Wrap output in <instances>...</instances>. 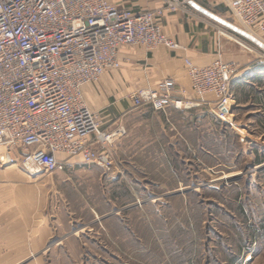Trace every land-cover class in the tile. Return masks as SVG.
I'll return each instance as SVG.
<instances>
[{"label": "built area", "instance_id": "1", "mask_svg": "<svg viewBox=\"0 0 264 264\" xmlns=\"http://www.w3.org/2000/svg\"><path fill=\"white\" fill-rule=\"evenodd\" d=\"M223 2L231 22L264 44V0ZM189 4L164 0L160 8L135 10L109 0H0V165L17 164L36 177L63 171L80 157L116 177L112 148L128 131L123 125L103 128L101 115L87 102L86 87L121 68L123 46L183 49L165 33L159 17ZM185 65L192 92L166 78L158 87L132 92L133 104L164 113L207 104L238 134L232 85L240 66L222 52L207 65L190 58Z\"/></svg>", "mask_w": 264, "mask_h": 264}, {"label": "rangeland", "instance_id": "2", "mask_svg": "<svg viewBox=\"0 0 264 264\" xmlns=\"http://www.w3.org/2000/svg\"><path fill=\"white\" fill-rule=\"evenodd\" d=\"M223 33L220 52L224 57L231 53L230 46L250 54L264 53L260 39L258 45L235 32ZM136 115L134 136L124 141L129 149L118 154L116 146L112 148L120 168L117 175L120 182L109 181L113 178L108 177L102 167L99 170L84 166L42 173L34 178L38 202L35 212L40 217L67 214L75 218L72 221L75 230L67 236H52L45 250L30 252L29 260L35 261L42 253L48 257L51 244L76 234L78 240L86 242L81 258L87 259V264H232V261L233 264H264V167L253 166L246 170V164L251 165L254 161L250 150L247 154L243 144L236 146L234 153L242 152L239 163L234 162L233 157L229 163L222 161L220 166L213 165L212 160L202 156L196 145L198 134L188 129L185 121L182 125L185 141L183 146L177 145L182 159L174 171L165 170L159 164L162 163L160 156L155 153L159 140L154 138L156 135L152 137L162 129L159 112L146 107ZM198 125L210 129L215 123H208L204 117ZM193 151L214 167L204 169L196 162ZM125 165L131 167L130 170ZM132 201L135 208L129 206ZM126 210H134L138 218L135 219L136 227L130 228L129 232L126 228L129 222L121 220V236L126 238L131 233L136 234L133 239H145L143 243L135 239L137 248L142 251L135 249L134 255L118 250L116 245L112 248V238L107 234L98 236L94 229L87 234L79 231L81 228L76 220L79 217L95 216L96 213L101 217V213L112 211L123 215ZM143 212L149 213V217L141 221ZM143 221L150 223L152 234L149 238H142L145 232L139 234V223L143 224ZM90 225L89 219L88 225L82 223L81 227ZM101 241L107 249H102ZM47 264H50L49 260ZM77 264L86 263L83 260Z\"/></svg>", "mask_w": 264, "mask_h": 264}, {"label": "crops", "instance_id": "3", "mask_svg": "<svg viewBox=\"0 0 264 264\" xmlns=\"http://www.w3.org/2000/svg\"><path fill=\"white\" fill-rule=\"evenodd\" d=\"M109 1L120 7H132L135 10L160 8L164 5V0ZM195 2L208 13L189 4L176 12L165 10L159 17V22L165 33L179 41L184 46L183 49L172 50L161 45L155 50L149 51L144 46H123L121 68L107 72L99 83L86 87L87 102L93 110L101 115L103 128L111 130L118 125L127 128L128 133L116 144L115 152L123 151L125 153L129 149L124 141L134 136L137 126L134 125L133 120L137 118L136 114L139 111L149 107L147 105L135 106L130 98L132 92L141 87H158L166 78L174 79L178 88L192 92V83L185 65V58L192 59L200 66L207 65L218 56L222 49V32L231 31L239 34L210 15L214 14L231 22L230 11L223 0H196ZM228 46L227 44L226 47ZM230 48L231 53L228 56H223L224 59L236 62L240 66L232 85L235 117L241 125V131L238 134L235 132V134L245 147V153L248 154L249 150L251 153L253 145L256 146L259 153H264V59L258 52L250 54L240 51L234 46H230ZM159 114L162 129L158 135L157 133L152 134V137L156 135L154 138L159 140L158 149L156 152L155 149L153 151L160 156L161 167L174 171L177 169V161L172 159V156L175 155L178 162L182 159L177 145L183 146L185 141L182 131L183 122L186 120L197 121L205 116L207 122L212 124L214 116L207 104L190 110L170 108L167 113L159 112ZM144 137H147V134ZM162 139L163 141H161ZM148 146L149 144H146V147ZM1 149L2 147H0V151ZM154 152L152 154H155ZM192 154L196 162L203 165L204 169L214 167V164L209 166L210 164H206L200 159L195 151ZM207 154L208 157H216V153L207 151ZM79 166L101 170L98 165L87 163L80 157L72 158L66 164L65 170L75 169ZM256 166H264V163ZM126 168L130 170L131 167L126 166ZM250 168L253 166L247 167L246 170ZM34 178L35 176L30 175L17 164L0 165V264H47V260L50 261V264H77L83 260L87 264L88 260L81 258L83 243L86 242L78 240L76 234L74 237L59 238L51 244L48 257L42 253L35 261L29 260L30 252L45 250L52 236H67L74 233L75 230L72 222L75 218L67 214L40 217L35 212V204L38 202ZM120 180L118 176L112 180L109 179L114 182L113 184ZM113 197L117 198V196ZM129 206L135 208L136 205L133 202ZM141 214L144 215L140 219L141 221L149 217V213ZM98 216L99 213H96L95 216L76 219L81 228L79 231L87 234L94 229L98 236L107 234L112 238L110 239L111 247L114 248L112 245H116L118 250L130 252L129 256L135 252V249L137 252L142 251L139 250L140 247L137 248L139 240L143 243L144 238L151 237L150 223L146 221H143L145 225L143 227L141 226L143 224L139 223V234L144 235L145 232L142 237L144 241L140 237L135 238L138 241L133 239L136 234L134 236L130 233L126 238L121 236V220L130 223L126 225L128 232L130 228L136 227L135 219L138 217L134 210H126L123 215L112 211L101 213V217ZM89 219L91 225L81 227L82 223L88 225ZM114 240L117 242L115 243ZM100 244L102 249L106 248L102 246L104 245L102 241Z\"/></svg>", "mask_w": 264, "mask_h": 264}, {"label": "trees", "instance_id": "4", "mask_svg": "<svg viewBox=\"0 0 264 264\" xmlns=\"http://www.w3.org/2000/svg\"><path fill=\"white\" fill-rule=\"evenodd\" d=\"M205 116H202L199 120L195 121H188L186 120V124H188L187 128L191 129L192 131L197 132L198 136L197 139V147L199 148L200 152L203 153V157H207L208 159L212 160L211 163H214L216 165L217 163H229L230 158L235 157V161L239 163V159L242 155V152L240 151L238 154L234 153V148L236 146H242V142L240 141V138L235 134L233 130L230 129V127L221 121L217 120L215 117L213 118V121L215 123V126H212L210 129L202 128L201 125H198V121L202 120ZM190 127V128H189ZM195 139V140H197ZM206 140V141H205ZM207 145V146H206ZM209 148H206V147ZM207 151L216 153V157H208ZM236 154V156H235ZM254 157L253 163L251 165L246 164V167L256 166L264 163V153H259L256 146H252L251 153ZM239 158V159H238ZM175 161L178 162V159L175 155H173V158ZM219 159V160H218ZM176 162V164H178ZM264 170V168H263ZM244 214V210L242 211ZM233 264V261H232Z\"/></svg>", "mask_w": 264, "mask_h": 264}, {"label": "water", "instance_id": "5", "mask_svg": "<svg viewBox=\"0 0 264 264\" xmlns=\"http://www.w3.org/2000/svg\"><path fill=\"white\" fill-rule=\"evenodd\" d=\"M190 4L198 7L200 10L205 11L206 13H208L206 10H204L203 8H201L200 6L197 5V3L193 0H190ZM213 17H215L216 19H218L220 22H222L223 24L229 26L230 28H232L233 30H235L237 33H239L240 35L244 36L245 38L257 43V44H261L260 40L257 39L255 36H253L252 34H250L249 32L245 31L244 29L236 26L235 24L228 22L214 14H210Z\"/></svg>", "mask_w": 264, "mask_h": 264}, {"label": "bare ground", "instance_id": "6", "mask_svg": "<svg viewBox=\"0 0 264 264\" xmlns=\"http://www.w3.org/2000/svg\"><path fill=\"white\" fill-rule=\"evenodd\" d=\"M250 34H252V33H250ZM253 36H255L257 39H259L255 34H252Z\"/></svg>", "mask_w": 264, "mask_h": 264}]
</instances>
